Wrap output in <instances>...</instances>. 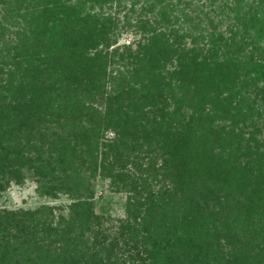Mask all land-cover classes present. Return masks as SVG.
<instances>
[{"label":"trees","instance_id":"obj_1","mask_svg":"<svg viewBox=\"0 0 264 264\" xmlns=\"http://www.w3.org/2000/svg\"><path fill=\"white\" fill-rule=\"evenodd\" d=\"M122 3L0 0V190L70 198L0 208V264H264V0Z\"/></svg>","mask_w":264,"mask_h":264},{"label":"rangeland","instance_id":"obj_2","mask_svg":"<svg viewBox=\"0 0 264 264\" xmlns=\"http://www.w3.org/2000/svg\"><path fill=\"white\" fill-rule=\"evenodd\" d=\"M131 0H123L122 5L117 9L121 17L126 8L129 7ZM138 7V5H136ZM139 36H135L130 30H122L117 36V44L129 43ZM108 139H113V132L107 133ZM93 184L94 197L105 196L99 199L96 205L97 212H106L111 220L117 224L118 217H124L123 204L125 202V193H113L108 187V181H99L98 177L90 180ZM39 182L36 176L30 172H24V178L21 183L11 181L3 190H0V208L8 209H29L33 210L41 206L65 205L70 198L63 193H59L55 198L42 195L39 189ZM240 223L237 222V225ZM236 231L240 232L237 227Z\"/></svg>","mask_w":264,"mask_h":264}]
</instances>
